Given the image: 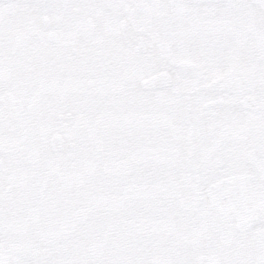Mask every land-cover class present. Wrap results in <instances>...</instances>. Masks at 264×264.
Listing matches in <instances>:
<instances>
[{"label":"snow or ice","instance_id":"snow-or-ice-1","mask_svg":"<svg viewBox=\"0 0 264 264\" xmlns=\"http://www.w3.org/2000/svg\"><path fill=\"white\" fill-rule=\"evenodd\" d=\"M0 264H264V0H0Z\"/></svg>","mask_w":264,"mask_h":264}]
</instances>
